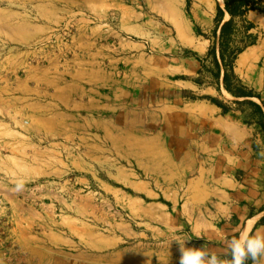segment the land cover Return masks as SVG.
<instances>
[{
    "label": "rangeland",
    "instance_id": "374dc122",
    "mask_svg": "<svg viewBox=\"0 0 264 264\" xmlns=\"http://www.w3.org/2000/svg\"><path fill=\"white\" fill-rule=\"evenodd\" d=\"M218 7L0 0V264L29 251L47 264H179L180 244L228 264V242L264 217V158L253 146L224 172L223 139H264L247 104L264 102L213 78ZM248 21L261 70L264 27ZM248 73L234 70L252 93ZM253 164L259 205L223 219V172L243 182Z\"/></svg>",
    "mask_w": 264,
    "mask_h": 264
},
{
    "label": "crops",
    "instance_id": "0c3cea01",
    "mask_svg": "<svg viewBox=\"0 0 264 264\" xmlns=\"http://www.w3.org/2000/svg\"><path fill=\"white\" fill-rule=\"evenodd\" d=\"M254 16L258 21L261 22V25L264 27V15L258 12H250L247 16ZM259 47H251L241 53L236 62H235V72L236 70H247L249 69V73L247 75L246 84L249 86L251 92L257 93L262 97L264 102V86L260 84L258 80L257 74L264 69L256 70L253 68L255 61L258 58V55L261 53ZM251 52H255L256 56L253 59L249 57L247 60L243 61L242 64H239L240 56L242 54L249 56L248 54ZM251 99V98H249ZM211 110V109H210ZM211 112V111H210ZM233 127H235L233 125ZM236 128V127H235ZM254 146L255 151H257L258 155H261L264 158V139H223V171L227 165V161L230 160L232 166L237 168L239 166H243V160L245 154H248L252 151ZM245 148L247 151H244ZM255 167L253 171L249 172L247 176H245V180L243 182H238L233 177L225 174L223 172V195L220 198L222 203L220 208L223 209V219L229 217L231 214H235V212H242L245 213L249 209V207H256L259 205V196L260 192L255 187L245 186V184H250V182L257 183L256 179H251V175L259 177L260 171L256 169L257 165L253 164ZM262 175V172H261ZM246 177L249 180H246ZM255 188V189H253ZM264 198V193L263 197ZM262 213V212H261ZM264 213L260 214L263 216ZM254 218H250L248 221L249 223L246 225L242 234L247 233L248 235L252 236H264V225H261L258 222L253 223ZM252 222V223H251ZM26 252V251H25ZM14 264H47L44 262V259L40 262H36L35 260V252L29 251L28 253H23V256L18 258V262ZM253 264V263H252ZM256 264H264V257H261L256 261Z\"/></svg>",
    "mask_w": 264,
    "mask_h": 264
},
{
    "label": "trees",
    "instance_id": "16d2710c",
    "mask_svg": "<svg viewBox=\"0 0 264 264\" xmlns=\"http://www.w3.org/2000/svg\"><path fill=\"white\" fill-rule=\"evenodd\" d=\"M223 2V9L217 8L216 25L212 32L214 41L208 52V57L212 59L214 67L212 75L215 80L221 79L223 89L232 97L249 99L254 97L255 93H246V88L241 85L234 74V66L238 56L249 46L243 41L246 34L253 28L247 16L250 12L264 15V0H223ZM226 15H228V20L224 21ZM239 36L241 39L238 41ZM255 97L259 99V95L256 94ZM247 104L253 106L262 116L259 126L264 138V112L255 103ZM222 110L223 114L227 113L224 107ZM259 223L264 225V217Z\"/></svg>",
    "mask_w": 264,
    "mask_h": 264
},
{
    "label": "clouds",
    "instance_id": "9594fccd",
    "mask_svg": "<svg viewBox=\"0 0 264 264\" xmlns=\"http://www.w3.org/2000/svg\"><path fill=\"white\" fill-rule=\"evenodd\" d=\"M23 188V181L16 182V190ZM231 259L228 264H246L252 260L253 264L264 257V236L241 234L228 242ZM179 264H224L216 254L199 248H185L180 244Z\"/></svg>",
    "mask_w": 264,
    "mask_h": 264
},
{
    "label": "bare ground",
    "instance_id": "6f19581e",
    "mask_svg": "<svg viewBox=\"0 0 264 264\" xmlns=\"http://www.w3.org/2000/svg\"><path fill=\"white\" fill-rule=\"evenodd\" d=\"M216 2L220 5V6H224V2L223 0H216ZM263 25H264V22H263ZM176 29L178 31V34H179V37L182 38L183 42L185 44H188L189 43V39L187 38V30L185 29V25L183 24V22H178L176 24ZM249 56L247 55H241L240 56V61H239V64H242L243 61L247 60L249 57H254L253 55V52L249 53L248 54ZM253 55V56H252ZM244 63V62H243ZM258 80L260 82L261 85L264 86V69L262 71L259 72L258 74Z\"/></svg>",
    "mask_w": 264,
    "mask_h": 264
}]
</instances>
